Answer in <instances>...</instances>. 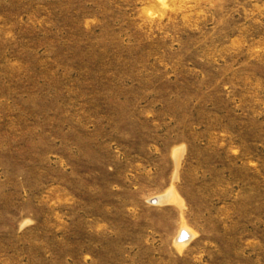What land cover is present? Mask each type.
Returning <instances> with one entry per match:
<instances>
[{
  "label": "rangeland",
  "instance_id": "374dc122",
  "mask_svg": "<svg viewBox=\"0 0 264 264\" xmlns=\"http://www.w3.org/2000/svg\"><path fill=\"white\" fill-rule=\"evenodd\" d=\"M0 264H264V0H0Z\"/></svg>",
  "mask_w": 264,
  "mask_h": 264
},
{
  "label": "water",
  "instance_id": "95a60500",
  "mask_svg": "<svg viewBox=\"0 0 264 264\" xmlns=\"http://www.w3.org/2000/svg\"><path fill=\"white\" fill-rule=\"evenodd\" d=\"M158 199H159V197H158V196H155V197H151V198L149 199V201H151V202H157V201H160V200H158ZM188 235H189V233L186 232L184 229H182V230L179 232L178 236H177V240H183V239L187 238Z\"/></svg>",
  "mask_w": 264,
  "mask_h": 264
},
{
  "label": "bare ground",
  "instance_id": "6f19581e",
  "mask_svg": "<svg viewBox=\"0 0 264 264\" xmlns=\"http://www.w3.org/2000/svg\"><path fill=\"white\" fill-rule=\"evenodd\" d=\"M173 195H174V193L171 191V192H169V193H167V195H165V196H163L162 198H161V200L163 201V200H168V199H170L171 197H173ZM183 229H185V231L186 232H188L189 233V235H188V237L191 235V231L188 229V228H183ZM192 236V235H191ZM190 236V237H191ZM187 237V238H188ZM187 238H185V239H183V240H180V241H185ZM180 243V242H179ZM183 242H181L180 244H182Z\"/></svg>",
  "mask_w": 264,
  "mask_h": 264
}]
</instances>
